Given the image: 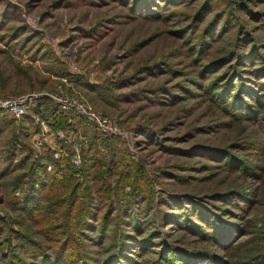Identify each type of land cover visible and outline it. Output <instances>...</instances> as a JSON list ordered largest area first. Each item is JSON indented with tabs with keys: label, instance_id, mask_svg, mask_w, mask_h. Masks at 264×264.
Here are the masks:
<instances>
[{
	"label": "rangeland",
	"instance_id": "rangeland-1",
	"mask_svg": "<svg viewBox=\"0 0 264 264\" xmlns=\"http://www.w3.org/2000/svg\"><path fill=\"white\" fill-rule=\"evenodd\" d=\"M0 96V264L73 211L93 258L264 264V0H0Z\"/></svg>",
	"mask_w": 264,
	"mask_h": 264
},
{
	"label": "trees",
	"instance_id": "trees-1",
	"mask_svg": "<svg viewBox=\"0 0 264 264\" xmlns=\"http://www.w3.org/2000/svg\"><path fill=\"white\" fill-rule=\"evenodd\" d=\"M55 173V172H54ZM64 174L59 173L58 176H62ZM52 180L54 181V174L52 175ZM64 182V181H63ZM83 210V209H80ZM63 211L61 212L62 214L65 213L66 210H60ZM77 211V210H76ZM74 214L72 213L70 217H67L66 219L62 218L60 221L64 220L63 222L55 223V225L51 226L50 228H53L52 230H49L48 235V242L50 241L53 242L51 244H48V248H55L57 251V255L59 256L57 258L59 264H96L95 260L96 258H103V264H119V257H123V249L128 248L130 242L129 240L124 237L125 239L122 240V243H118L116 246L113 243L114 249L116 250L115 253L108 254L107 256L106 253H108V248H101L102 254L99 252L97 254L93 255L96 258L90 257V252L88 250L89 245V233L86 231H82L83 234L80 235V230H85L87 229L88 220L87 218L79 216V219H75V211H73ZM78 215V214H77ZM65 216V215H64ZM54 220H58L56 215L53 217ZM115 222L116 219H112V222L108 223V228L110 229L111 232L115 230ZM112 226V227H111ZM49 228V229H50ZM48 228H45L43 232L41 233L43 235V238H45V230ZM104 232V231H103ZM102 233V232H101ZM18 235V236H17ZM101 236L104 237L102 234ZM131 237V235H128ZM128 237V238H130ZM9 238V237H8ZM156 238V237H155ZM160 239V238H159ZM8 241V246L10 245V251L9 253L3 257V264H33L32 262H35V260L40 259L46 249L45 245L40 242V240L35 239L32 235H26L23 232H14V234L10 235V238L7 239ZM54 240V241H53ZM91 242L94 241V239H91ZM152 242V241H151ZM101 242L98 241V243L92 244L91 248H94V246L99 245ZM50 246V247H49ZM113 249V250H114ZM24 255L27 258L25 260H20V255ZM31 254L30 257L28 255ZM125 254V253H124ZM189 253L187 252H181V259H180V264L185 263L187 261ZM194 256V255H193ZM121 262V261H120ZM47 259H44L40 264H48ZM149 264V261H147ZM187 263V262H186ZM194 263V260L191 259L189 264Z\"/></svg>",
	"mask_w": 264,
	"mask_h": 264
},
{
	"label": "built area",
	"instance_id": "built-area-1",
	"mask_svg": "<svg viewBox=\"0 0 264 264\" xmlns=\"http://www.w3.org/2000/svg\"><path fill=\"white\" fill-rule=\"evenodd\" d=\"M29 100L24 96H17L13 98L0 96V110L8 114H12L14 117L20 118L28 112ZM89 114V113H88ZM92 119L96 120L100 124L105 120H101L99 116L94 113L89 114Z\"/></svg>",
	"mask_w": 264,
	"mask_h": 264
}]
</instances>
